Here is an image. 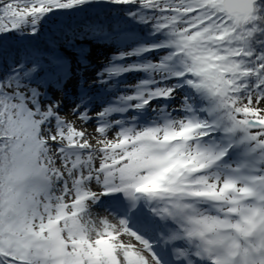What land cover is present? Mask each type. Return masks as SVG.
<instances>
[{"label": "snow or ice", "instance_id": "6c2138e0", "mask_svg": "<svg viewBox=\"0 0 264 264\" xmlns=\"http://www.w3.org/2000/svg\"><path fill=\"white\" fill-rule=\"evenodd\" d=\"M96 2L0 0V37ZM109 2L151 36L113 61L158 59L100 111L0 43V264H264V0Z\"/></svg>", "mask_w": 264, "mask_h": 264}, {"label": "trees", "instance_id": "16d2710c", "mask_svg": "<svg viewBox=\"0 0 264 264\" xmlns=\"http://www.w3.org/2000/svg\"><path fill=\"white\" fill-rule=\"evenodd\" d=\"M128 10V6L98 0L79 10L49 13L41 21L40 31L34 36L7 34L0 37V43L7 49L28 47L36 50L43 65L40 72L43 82L46 81L49 65L53 63L50 51H58L61 56L55 62L66 61L70 66V74L67 75L70 77L61 87L71 86V83L78 81L85 85L86 90L89 85L87 68L91 64V57H103L102 60L111 62L121 52H130L140 44L151 41L149 26L138 24L128 17ZM145 55L137 58L158 59L155 55ZM132 57L124 59L129 58L131 61ZM78 69L82 71L77 73Z\"/></svg>", "mask_w": 264, "mask_h": 264}, {"label": "rangeland", "instance_id": "374dc122", "mask_svg": "<svg viewBox=\"0 0 264 264\" xmlns=\"http://www.w3.org/2000/svg\"><path fill=\"white\" fill-rule=\"evenodd\" d=\"M54 51L58 57L61 56L58 51ZM102 58L103 57L98 58L96 56L91 57V64L87 68V73L89 74L87 76L89 85H87V89L84 92L83 88H85V85L79 84L78 81L71 83V86L64 85L65 87H61L62 83H64V81H66V79L70 77V75L67 76L68 74H70L68 72L70 69L68 62L57 61L49 65L48 73L45 76L46 81L42 83V88L46 91L47 99H62L61 107L63 111L60 113L62 117H66L70 121L75 120V117L71 115V109L77 104H81L82 107H87L93 111H100L102 107L106 106L109 103H113L112 100L114 98H117L121 93L132 94V87L137 84L139 80L144 79L146 76V73L141 71H128L121 75L123 77L122 82L117 81L114 78L115 76L108 78V73L104 72V69L109 66L110 62H107L108 60L104 61L102 60ZM132 58L133 60L131 61H129V58H127L111 62L131 64L136 61H143V58L141 60L136 56H133ZM102 64L105 65L101 68ZM80 71H82V69H78L77 73H79ZM101 73H103V79H105L106 82H102ZM64 90L66 92L62 93ZM100 95H103V97L99 98ZM77 127H81L79 122H77ZM94 128L95 125H91L88 126L86 130L92 132L94 131Z\"/></svg>", "mask_w": 264, "mask_h": 264}]
</instances>
